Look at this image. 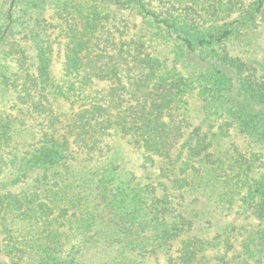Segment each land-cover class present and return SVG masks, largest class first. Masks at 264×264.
<instances>
[{
  "label": "trees",
  "instance_id": "trees-1",
  "mask_svg": "<svg viewBox=\"0 0 264 264\" xmlns=\"http://www.w3.org/2000/svg\"><path fill=\"white\" fill-rule=\"evenodd\" d=\"M260 52L264 0H8L0 264H264Z\"/></svg>",
  "mask_w": 264,
  "mask_h": 264
},
{
  "label": "rangeland",
  "instance_id": "rangeland-1",
  "mask_svg": "<svg viewBox=\"0 0 264 264\" xmlns=\"http://www.w3.org/2000/svg\"><path fill=\"white\" fill-rule=\"evenodd\" d=\"M8 0H0V9H2L6 4ZM34 54V53H33ZM264 54L260 52L258 54V58L262 59L264 58ZM62 57L57 56L53 62V73L56 76V78H59L62 73ZM13 96L5 93L2 89H0V107L9 109L11 108L12 102H13ZM190 100L191 108H192V115L194 122L198 123L202 120L201 118V111H200V102L196 96H191L188 98ZM73 108L70 107L68 103H62L58 106V112L62 115L63 118L68 117L73 112ZM36 141L34 132L30 126H18L15 130V142L17 145H20L21 149H26L27 147H31L34 145ZM79 159L81 160V154L77 151L74 153ZM124 155L127 161L128 168H133V166H137V162L135 160L134 155L129 150L124 151ZM124 161V160H123ZM72 169H74L75 174L80 177L81 176V170H84V165H81V162H75L73 163ZM136 171V170H135ZM141 170H137V174L140 173ZM11 178V175L5 174L2 176L1 180H3L0 184L2 186H5V189L20 192L26 189V185L24 183H18V184H12L7 183ZM1 264H9L6 259H3Z\"/></svg>",
  "mask_w": 264,
  "mask_h": 264
}]
</instances>
